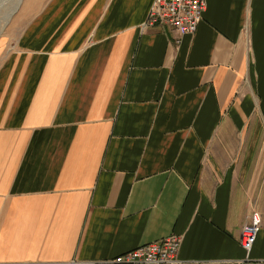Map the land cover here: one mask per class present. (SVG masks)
I'll use <instances>...</instances> for the list:
<instances>
[{
	"label": "crops",
	"instance_id": "crops-1",
	"mask_svg": "<svg viewBox=\"0 0 264 264\" xmlns=\"http://www.w3.org/2000/svg\"><path fill=\"white\" fill-rule=\"evenodd\" d=\"M154 1L23 0L0 35V264L172 235L181 264H264V0L182 38L143 30Z\"/></svg>",
	"mask_w": 264,
	"mask_h": 264
},
{
	"label": "built area",
	"instance_id": "built-area-1",
	"mask_svg": "<svg viewBox=\"0 0 264 264\" xmlns=\"http://www.w3.org/2000/svg\"><path fill=\"white\" fill-rule=\"evenodd\" d=\"M207 10L206 0H155L146 22L145 31L156 27L174 29L180 38L194 35L204 19ZM261 220L255 216L242 229L240 244L250 255L257 240ZM182 246L180 236L172 235L166 239L140 246L110 261L112 264H181L179 253ZM30 264H79L76 261L66 263H30Z\"/></svg>",
	"mask_w": 264,
	"mask_h": 264
},
{
	"label": "rangeland",
	"instance_id": "rangeland-1",
	"mask_svg": "<svg viewBox=\"0 0 264 264\" xmlns=\"http://www.w3.org/2000/svg\"><path fill=\"white\" fill-rule=\"evenodd\" d=\"M1 1L3 5L1 4L0 6V35L4 30L5 31L3 34H5L6 30L9 29L11 25L14 24L19 14L20 11L19 8L23 0H1Z\"/></svg>",
	"mask_w": 264,
	"mask_h": 264
},
{
	"label": "bare ground",
	"instance_id": "bare-ground-1",
	"mask_svg": "<svg viewBox=\"0 0 264 264\" xmlns=\"http://www.w3.org/2000/svg\"><path fill=\"white\" fill-rule=\"evenodd\" d=\"M1 4H2V1L0 0V6H1ZM3 5V4H2Z\"/></svg>",
	"mask_w": 264,
	"mask_h": 264
}]
</instances>
